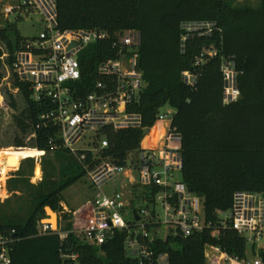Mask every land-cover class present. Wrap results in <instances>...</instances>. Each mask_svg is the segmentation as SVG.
<instances>
[{"label": "trees", "instance_id": "16d2710c", "mask_svg": "<svg viewBox=\"0 0 264 264\" xmlns=\"http://www.w3.org/2000/svg\"><path fill=\"white\" fill-rule=\"evenodd\" d=\"M241 1L249 0H58L61 29L139 31V68L145 86L130 109L141 114L143 126L147 127L155 124L163 106L174 110L172 128L182 136L183 180L191 192L203 199L206 220L213 222L216 229L188 237L179 233L156 238L152 246L157 253H168V264H207L209 244L219 245L232 255L245 256L246 239L230 227L222 228L218 211L231 208L236 191L264 192V0H258L257 5ZM187 21L215 22L216 29L210 35H193L183 50L182 25ZM8 27L2 28V35L14 51L20 36L14 27L13 37H9ZM206 48L216 49L218 54L197 66L196 57ZM113 57L116 49L112 40L91 43L81 52L82 78L77 85L82 94L103 78L98 72L100 63ZM223 57H232L238 70L241 95L232 103L224 102ZM186 70L199 72L194 86L184 81ZM12 78L26 103L16 117L17 126L22 133L29 130L33 134L31 140L36 148L27 147L23 137L17 135L16 148L0 151H52L67 163L59 178L55 165L45 160L44 178L39 185L32 184L38 192L25 216L0 214V233L15 238L11 264H67L70 259L64 258L65 254H76L81 264L136 262L128 254L124 232L101 246L89 244L75 232L74 210L64 209L62 192L87 174L86 167L62 147L59 126L42 118L51 108L50 102L33 99L30 83ZM100 134L108 138L109 146L96 153L88 151L86 163L90 165L94 157L126 164L145 137L141 127H107ZM33 160L28 157L21 161L16 176L8 180L9 186L30 183ZM47 205L61 212V230L68 233L66 238L61 239L58 233H39Z\"/></svg>", "mask_w": 264, "mask_h": 264}, {"label": "built area", "instance_id": "2783aa9c", "mask_svg": "<svg viewBox=\"0 0 264 264\" xmlns=\"http://www.w3.org/2000/svg\"><path fill=\"white\" fill-rule=\"evenodd\" d=\"M0 19L1 28L27 20L42 23L36 35L25 37L18 33L20 41L15 42L14 51L6 45L0 58L11 76L30 83L33 99L50 102L51 108L42 118L59 126L62 147L84 164L91 184L98 189L90 201L86 223L75 229L84 241L101 246L124 232L128 254L136 260L131 264H168V253H157L152 246L156 238H162L160 232L164 227L174 230L172 235L180 233L185 237L216 227L206 220L203 199L191 192L183 179L174 176L175 171L182 173L183 155L182 136L172 128L173 114L160 112L155 124L147 127L143 126L141 114L130 109L145 86L139 68V31L61 29L58 0H0ZM182 28L184 50L190 37L212 34L216 23L187 21ZM104 40H112L116 57L100 63L98 72L103 78L82 94L77 85L82 78L80 54L91 43ZM217 54L216 49L206 48L196 57L195 64L201 66ZM221 70L224 102H235L241 95L235 60L223 57ZM198 76L199 72L192 70L183 72L184 81L192 86ZM156 126L150 142L144 143L146 133L139 150L131 153L124 165L102 157L98 160L94 157L91 165L86 163L88 151L109 146L105 136L99 138L95 150L77 146L86 134L99 135L107 127L153 130ZM120 175L126 179L121 190L103 188ZM158 207L164 209V216ZM130 215L133 218L126 220ZM218 215L222 228L230 227L246 239V255H232L219 245L209 244L207 264H264V192L236 191L231 208L218 211ZM60 221L61 218L56 228L41 221L39 233H58L61 239L66 238L68 233L61 230ZM14 240L0 233V264H11ZM63 257L70 259L67 264H81L76 254Z\"/></svg>", "mask_w": 264, "mask_h": 264}, {"label": "rangeland", "instance_id": "374dc122", "mask_svg": "<svg viewBox=\"0 0 264 264\" xmlns=\"http://www.w3.org/2000/svg\"><path fill=\"white\" fill-rule=\"evenodd\" d=\"M239 3H248L250 5H257L258 0H249V1H241ZM14 18V17H12ZM36 20L38 18H35ZM35 20V21H36ZM1 21V19H0ZM35 21H21L15 26L8 27L9 37H13V28L17 30V32L25 37L36 35L42 28V23ZM7 39H5L2 35V28L0 27V49L6 47ZM9 89V93L12 96V99L16 100V107L12 106L13 103L9 104L5 96L3 95V89ZM26 106L25 100L23 98L22 93L14 87L13 78L9 73L8 68L2 64L0 66V150L10 147H15V137L17 135H21L27 144V147H34V142L31 140V134H29V130L27 133H22L20 128L17 126L16 117L19 116ZM162 113H168L169 116L173 114L174 110L169 106L165 105L161 108ZM100 138H104V135L99 134ZM98 135L96 133L90 132L86 134L81 142L77 144L78 147H86L95 150L97 145L95 144L99 140ZM36 148V147H34ZM96 153V151H94ZM28 157H33L34 168L31 175L28 176L30 183L24 181L20 187L15 188V185H8V180L15 177L16 171L20 168L21 161ZM45 160L52 162L57 170V177H62V173L65 170V165L67 161L62 160L61 158L56 157L53 152L44 153L43 151H24V152H4L0 151V214H16L19 217H23L26 213L29 212L30 208L34 205V198L37 195L39 185L44 178V163ZM26 170L28 169V163L25 166ZM78 172V171H76ZM174 176L176 179H183V175L180 171H175ZM59 177V178H60ZM52 179L51 174L49 176ZM66 178V177H65ZM126 183V179L124 175H120L113 180H111L108 185L103 188L108 191H113L115 189L121 190ZM12 189H11V188ZM140 191V190H137ZM98 189L91 184L89 176L86 174L80 177L75 183L68 186L63 190L62 195L64 199V203L62 205H67V208L63 206L66 211H70L72 209L78 210L76 217L77 226L80 228L85 223L89 216V206L86 205L88 200H92ZM49 206V205H48ZM80 208V209H78ZM159 213L164 216V209L162 207H158ZM51 214L50 212H48ZM56 224H53V227L56 228L57 221L60 218L61 212L56 211ZM46 214V212H45ZM48 215V214H46ZM43 217L41 219L44 223H51V217ZM75 217V214H74ZM126 220L132 219V215L126 216ZM60 223H62L60 221ZM78 228V229H79ZM174 230L164 227L160 232V236L166 239L169 235H172Z\"/></svg>", "mask_w": 264, "mask_h": 264}, {"label": "water", "instance_id": "95a60500", "mask_svg": "<svg viewBox=\"0 0 264 264\" xmlns=\"http://www.w3.org/2000/svg\"><path fill=\"white\" fill-rule=\"evenodd\" d=\"M2 93H3V95L5 96V98L7 99V101H8L9 104L13 103V99H12L11 94L9 93V89H7V88L3 89ZM148 130H149L148 128H145V129L143 130V133L146 134ZM48 209H51V211H52L53 213H52V214H49V213H48V212H49ZM45 212H46V214H48L49 217H51V218L53 217V214H56V215H57L56 211H55L51 206H48V205L45 206ZM137 218L139 219V216H137ZM51 224L53 225L52 222H51ZM56 227H58V221H57V226H56Z\"/></svg>", "mask_w": 264, "mask_h": 264}, {"label": "bare ground", "instance_id": "6f19581e", "mask_svg": "<svg viewBox=\"0 0 264 264\" xmlns=\"http://www.w3.org/2000/svg\"><path fill=\"white\" fill-rule=\"evenodd\" d=\"M158 129V127L156 126L153 130H148L147 131V138L144 140V143H148L150 142V139L151 137L153 136V134L156 132V130ZM155 135V134H154ZM49 212L52 214L53 212L51 211V209H48ZM56 214H53V217H52V223L55 225L56 224Z\"/></svg>", "mask_w": 264, "mask_h": 264}, {"label": "crops", "instance_id": "0c3cea01", "mask_svg": "<svg viewBox=\"0 0 264 264\" xmlns=\"http://www.w3.org/2000/svg\"><path fill=\"white\" fill-rule=\"evenodd\" d=\"M90 201H91V200H88L86 205L90 206ZM63 203H64V202H63ZM63 206H65V208H67V205H66V204L63 205ZM65 208H64V209H65ZM78 209H80V208H78ZM65 210H66V209H65ZM73 210H74V214H75V217H74V218H77V217H76V214H77L78 210H75V209H73ZM76 222H77V220H75V222H74V229H78V228H79V227L77 226V223H76Z\"/></svg>", "mask_w": 264, "mask_h": 264}]
</instances>
